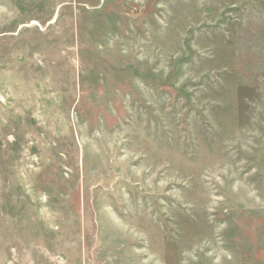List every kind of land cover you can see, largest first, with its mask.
I'll return each mask as SVG.
<instances>
[{
  "label": "rangeland",
  "instance_id": "obj_1",
  "mask_svg": "<svg viewBox=\"0 0 264 264\" xmlns=\"http://www.w3.org/2000/svg\"><path fill=\"white\" fill-rule=\"evenodd\" d=\"M0 264H264V0H0Z\"/></svg>",
  "mask_w": 264,
  "mask_h": 264
}]
</instances>
